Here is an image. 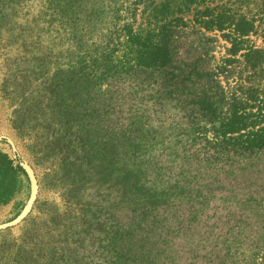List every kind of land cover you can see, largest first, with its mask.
Returning <instances> with one entry per match:
<instances>
[{"label": "rangeland", "instance_id": "374dc122", "mask_svg": "<svg viewBox=\"0 0 264 264\" xmlns=\"http://www.w3.org/2000/svg\"><path fill=\"white\" fill-rule=\"evenodd\" d=\"M50 1L0 0V224L32 198L23 164L38 184L0 231V264H226L263 248L264 151L213 157L171 137L128 158L96 125Z\"/></svg>", "mask_w": 264, "mask_h": 264}, {"label": "trees", "instance_id": "16d2710c", "mask_svg": "<svg viewBox=\"0 0 264 264\" xmlns=\"http://www.w3.org/2000/svg\"><path fill=\"white\" fill-rule=\"evenodd\" d=\"M48 5L50 28L89 83L96 125H105V137L124 140L128 158L171 137L213 157L264 151V0ZM218 46L225 49L220 58ZM258 248L250 256L227 253L226 262L264 264Z\"/></svg>", "mask_w": 264, "mask_h": 264}, {"label": "water", "instance_id": "95a60500", "mask_svg": "<svg viewBox=\"0 0 264 264\" xmlns=\"http://www.w3.org/2000/svg\"><path fill=\"white\" fill-rule=\"evenodd\" d=\"M23 167L26 170V172L28 173V176H29L30 181L32 183V198H31L29 204L27 205L26 209L23 211V213L17 219H15L14 221H12L10 223L0 224V231L7 230V229L16 227L19 224H21L25 220V218L29 215V213L31 212L33 204H34L35 199L37 197L38 184H37V180L35 178L34 172L30 168V166H28L26 164H23Z\"/></svg>", "mask_w": 264, "mask_h": 264}]
</instances>
